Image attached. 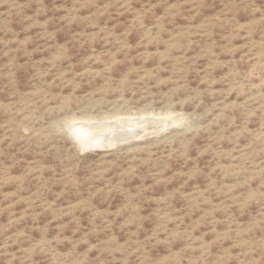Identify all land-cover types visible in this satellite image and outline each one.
Listing matches in <instances>:
<instances>
[{
	"label": "rangeland",
	"instance_id": "1",
	"mask_svg": "<svg viewBox=\"0 0 264 264\" xmlns=\"http://www.w3.org/2000/svg\"><path fill=\"white\" fill-rule=\"evenodd\" d=\"M0 264H264V0H0Z\"/></svg>",
	"mask_w": 264,
	"mask_h": 264
},
{
	"label": "bare ground",
	"instance_id": "2",
	"mask_svg": "<svg viewBox=\"0 0 264 264\" xmlns=\"http://www.w3.org/2000/svg\"><path fill=\"white\" fill-rule=\"evenodd\" d=\"M144 123L152 124V119L147 118V117L146 118H127L126 117V118L118 119L116 121H112V123H109V122L108 123H100V122L95 123L94 122V124H92L91 126L94 127L95 132H90L86 130L84 127V130L87 132V134L85 133L86 143L89 144L90 146L99 145L102 147V146H109L112 143H116L119 141H123V142H120L117 144L127 142L128 139H132L133 137L139 136L142 133L147 134L149 132V129L151 127H154L155 125V124L145 125ZM81 127L83 126L80 125V128ZM111 127H117V128L110 130ZM101 131H104L103 134L98 135V132H101ZM83 141L85 140L83 139ZM112 146H115V145H112Z\"/></svg>",
	"mask_w": 264,
	"mask_h": 264
}]
</instances>
